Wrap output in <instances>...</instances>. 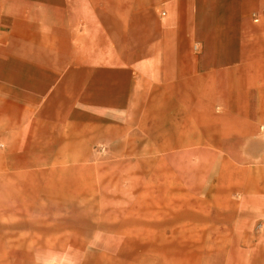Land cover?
Returning a JSON list of instances; mask_svg holds the SVG:
<instances>
[{
    "label": "crops",
    "instance_id": "0c3cea01",
    "mask_svg": "<svg viewBox=\"0 0 264 264\" xmlns=\"http://www.w3.org/2000/svg\"><path fill=\"white\" fill-rule=\"evenodd\" d=\"M93 134L264 158V0H0V204Z\"/></svg>",
    "mask_w": 264,
    "mask_h": 264
},
{
    "label": "rangeland",
    "instance_id": "374dc122",
    "mask_svg": "<svg viewBox=\"0 0 264 264\" xmlns=\"http://www.w3.org/2000/svg\"><path fill=\"white\" fill-rule=\"evenodd\" d=\"M116 137L44 154V186L0 204V264H264L259 144L227 164L209 144L185 155L150 134Z\"/></svg>",
    "mask_w": 264,
    "mask_h": 264
},
{
    "label": "built area",
    "instance_id": "2783aa9c",
    "mask_svg": "<svg viewBox=\"0 0 264 264\" xmlns=\"http://www.w3.org/2000/svg\"><path fill=\"white\" fill-rule=\"evenodd\" d=\"M193 49H194L195 51H198V50H199V46H198V45H194Z\"/></svg>",
    "mask_w": 264,
    "mask_h": 264
}]
</instances>
